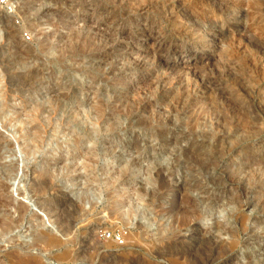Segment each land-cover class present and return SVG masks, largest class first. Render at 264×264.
Here are the masks:
<instances>
[{"label": "rangeland", "instance_id": "1", "mask_svg": "<svg viewBox=\"0 0 264 264\" xmlns=\"http://www.w3.org/2000/svg\"><path fill=\"white\" fill-rule=\"evenodd\" d=\"M11 3L0 6V215L16 223L0 264H168L155 249L174 234L208 264H264V0ZM157 166L218 203L182 225L200 192L177 196L181 179L163 183ZM38 229L58 244L37 242Z\"/></svg>", "mask_w": 264, "mask_h": 264}, {"label": "bare ground", "instance_id": "2", "mask_svg": "<svg viewBox=\"0 0 264 264\" xmlns=\"http://www.w3.org/2000/svg\"><path fill=\"white\" fill-rule=\"evenodd\" d=\"M167 2H168V0H167ZM80 4V3H79ZM29 7H27V9H28ZM29 11V10H28ZM25 12V11H24ZM27 12V11H26ZM27 15V14H26ZM31 21V20H30ZM29 23V22H28ZM32 24V23H31ZM34 26H36V25H34ZM59 26H60V24H59ZM73 25L71 24V27H72ZM37 27V26H36ZM10 28H11V26H10ZM60 28V27H59ZM69 29V28H68ZM13 30V29H12ZM15 30V29H14ZM18 30V29H17ZM16 31V30H15ZM12 32V31H11ZM66 32V31H65ZM7 33H8V31H7ZM15 33V32H14ZM54 33V32H53ZM67 33V32H66ZM66 33H65V35H66ZM68 34V33H67ZM73 34H74V32H73ZM87 34V33H86ZM89 34V33H88ZM9 35V34H8ZM12 35V34H11ZM54 35V34H53ZM63 35H64V33H63ZM69 35H70V33H69ZM72 35V34H71ZM74 35H76V34H74ZM95 35V34H94ZM44 36H45V34H44ZM43 36V37H44ZM48 36V35H47ZM61 36V38L63 37L62 35H60ZM67 36V35H66ZM79 36V35H78ZM83 36H84V34H83ZM86 36V35H85ZM90 36V35H89ZM49 37H51L50 35H49ZM49 37H46L45 38V40L43 41V44H47L48 45V43H50V41H49ZM9 38V37H8ZM64 38V37H63ZM68 38V37H67ZM74 38H75V36H74ZM81 38V37H80ZM83 38H85V37H83ZM88 38V37H87ZM92 38V37H91ZM64 39H66V38H64ZM73 39V38H72ZM79 39V38H78ZM77 39V40H78ZM97 39H98V37H97ZM101 39V38H100ZM50 40H52V38H50ZM61 40V39H60ZM75 40H76V38H75ZM94 40V39H93ZM10 41V40H9ZM8 41V42H9ZM62 41V40H61ZM60 41V42H61ZM11 42H12V40H11ZM70 42H72V41H70ZM77 42V41H76ZM17 43V42H16ZM73 43V42H72ZM40 44V43H39ZM43 44H41L42 46H43ZM56 44V43H55ZM74 44V43H73ZM11 45V44H10ZM53 45V44H52ZM68 45V44H67ZM12 46H14V45H12ZM11 46V47H12ZM18 46H19V44H18ZM49 46V45H48ZM74 46V45H73ZM72 46V47H73ZM80 46V45H79ZM87 46V45H86ZM105 46V45H104ZM117 46V45H116ZM10 47V46H9ZM16 47V46H15ZM24 47V46H23ZM68 47V46H67ZM5 48H7V47H5ZM14 48V47H13ZM12 48V49H13ZM17 48V47H16ZM15 48V49H16ZM28 48V47H27ZM75 48V47H74ZM73 48V49H74ZM77 48V47H76ZM80 48V47H79ZM2 49V48H1ZM9 49H11V48H9ZM46 49V48H45ZM56 49V48H55ZM164 49H165V45L163 44V42H160V43H158V46L156 47V52H158V53H161V52H163L164 51ZM14 50V49H13ZM25 50V49H24ZM11 51V50H10ZM21 51V49L20 48H18V50H16V55L14 54V55H12L13 56V60H12V62H11V65L13 66L14 64H17V63H19L21 60H22V57H21V53L22 52H20ZM85 51V50H84ZM177 51V48L175 47V48H173V52H176ZM1 52V51H0ZM5 52V51H4ZM25 52H27V53H30L31 52V50H27V51H25ZM25 52H23V53H25ZM43 52V51H42ZM60 52V51H59ZM86 52V51H85ZM8 53H9V51H8ZM45 53V52H44ZM65 53V52H64ZM6 54V53H5ZM10 54V53H9ZM18 54V55H17ZM77 54V53H76ZM79 54H80V52H79ZM1 56V55H0ZM76 56V55H75ZM10 57V56H9ZM26 57V56H25ZM79 57V56H78ZM78 57H76V58H78ZM4 58V57H3ZM11 58V57H10ZM62 58V57H61ZM5 59V58H4ZM8 59V58H7ZM31 59H32V57H31ZM30 59V60H31ZM36 59V58H35ZM78 59H80V58H78ZM78 59H75V60H78ZM25 60V59H24ZM29 60V61H30ZM1 61V60H0ZM3 61V60H2ZM33 61V60H32ZM39 61V60H38ZM4 62V61H3ZM77 62V61H76ZM140 62V61H139ZM202 62V61H201ZM24 63V62H23ZM4 64V63H3ZM20 64V63H19ZM6 65V64H5ZM10 65V64H9ZM10 65V66H11ZM24 65V64H23ZM26 65V64H25ZM161 65H163L164 67H166V68H175L176 69V67H174V66H172V65H168V63L166 62V61H161ZM194 66V65H193ZM196 66V65H195ZM1 67V66H0ZM14 67H16L15 65H14ZM4 68V67H3ZM7 68V67H6ZM13 69V68H12ZM158 69V68H157ZM4 72V71H3ZM29 72V74H30V72H32V71H28ZM10 73V72H9ZM14 73V72H13ZM32 73H34V72H32ZM39 74V73H38ZM37 74V75H38ZM31 75H33V74H31ZM35 75V74H34ZM53 75V74H52ZM21 76V77H20ZM33 77V76H32ZM8 78V77H7ZM10 79L12 80V81H15V83H17V81H19V80H22V81H24L25 82V84H26V81L28 82L29 81V76L27 75V74H23V75H18V74H13L12 76H10ZM34 79V78H33ZM30 80H31V78H30ZM206 80H208V79H206ZM208 82V81H207ZM205 83V82H204ZM13 84V83H12ZM39 84V83H38ZM8 85H10L9 83H8ZM35 85V84H34ZM70 101V100H69ZM73 101V100H72ZM185 107V106H184ZM173 112H175L174 110H173ZM215 124V123H214ZM218 126V125H217ZM165 132V131H164ZM174 140V139H173ZM178 141V140H177ZM1 143V142H0ZM5 143V142H4ZM178 159V158H177ZM179 160V159H178ZM208 163V162H207ZM206 163V164H207ZM209 164V163H208ZM207 164V165H208ZM172 165V164H171ZM182 165H185V164H182ZM193 165V164H192ZM254 165H258V168L260 167L261 168V166H262V164L261 163H258V162H252V163H250V165H248V166H246L247 168H250V167H252V166H254ZM161 166V165H160ZM160 166H157V168H156V173H157V176H158V178H160V180L163 182V183H170L171 181H172V179H181V181H182V185H181V187H180V191L177 193V196L179 195L180 196V193L182 192V191H184V192H186V191H188L189 189H192V187H196L197 188V191H199L200 193H199V195H201L200 196V199L198 200V199H194V198H191V197H187L186 198V202L188 203V205L187 206H190V210H188V208H186V210H183V212H182V214H183V218L181 219V221H182V225H187V220L189 219V218H191V217H194V216H199V214L201 213V210H200V207H199V205H200V203L201 202H204V203H218V199L219 198H217V197H215V195L214 194H211L210 195V193L208 192V190H206V189H208V188H205V190L204 189H202L201 187H200V189H199V186H201L202 184H201V182H198V180H197V184H193V186H191V188H190V186L188 185L189 183L187 182V175H186V173L185 172H182L180 175L179 174H177L175 171H174V169L172 170V169H170L169 168V171H167L168 172V176L167 177H165V176H163V171H164V167H160ZM194 166V165H193ZM209 166H210V164H209ZM189 167V166H188ZM206 167H208V166H206ZM205 167V168H206ZM262 169V168H261ZM259 170V169H258ZM185 171V170H184ZM261 172V171H260ZM156 173H155V175H156ZM39 176V175H38ZM253 176V175H252ZM18 176H15V178H17ZM14 178V179H15ZM48 178V177H47ZM46 178V179H47ZM37 178H35V180H36ZM45 179V180H46ZM38 180V179H37ZM40 181V180H39ZM43 181V180H42ZM50 181V180H49ZM192 182H193V180H192ZM42 183V182H41ZM40 183V184H41ZM46 184H45V186H47V182H45ZM191 183V182H190ZM217 183V182H216ZM5 184V183H4ZM50 184V182H48V185ZM167 184H166V187H167ZM43 185H44V183H43ZM3 186V185H2ZM35 186V185H34ZM40 186V185H39ZM44 186V187H45ZM208 186V185H207ZM5 187L7 188V186L5 185ZM5 187H4V189H5ZM48 187V186H47ZM38 188V187H37ZM42 188H43V186H42ZM37 190V189H36ZM39 190V189H38ZM41 190V189H40ZM168 190V189H167ZM182 190V191H181ZM178 191V190H177ZM251 191V190H250ZM41 192H43V191H41ZM168 192V191H167ZM184 192H182V193H184ZM167 194V193H166ZM186 194V193H185ZM187 195H188V193H187ZM183 196V195H182ZM179 197H177L176 199H178ZM182 198V197H181ZM173 200V199H172ZM183 200V199H182ZM11 201V200H10ZM38 202V201H37ZM177 202V201H176ZM184 202H185V200H184ZM42 203V202H41ZM40 202H38L37 203V205L38 206H40V207H42V206H44V204L42 205ZM45 203V202H44ZM0 205H3V206H8L9 205V201H7L6 199H5V197L3 196V195H1L0 196ZM46 205V204H45ZM170 205V204H169ZM185 206V205H184ZM179 207V206H178ZM204 207V206H203ZM22 208V207H21ZM182 208V207H181ZM205 208V207H204ZM178 209V208H177ZM183 209H185V208H183ZM49 210V209H48ZM164 210H165V208H164ZM205 210V209H204ZM19 211H20V208H19ZM22 211H23V208H22ZM22 211L20 212V213H22ZM181 211V210H180ZM203 212V211H202ZM19 213V212H18ZM181 214V213H180ZM231 214V213H230ZM179 215V214H178ZM200 215H203V213H201ZM22 216V215H21ZM21 216H19V217H21ZM176 217V216H175ZM23 218V217H22ZM179 218V217H178ZM198 218V217H197ZM195 219V218H194ZM15 220V219H14ZM16 220H18V219H16ZM176 221V220H175ZM178 221V220H177ZM181 221H180V223H181ZM14 223H16L15 221H11L10 219L9 220H7L6 218H5V215L3 214V215H0V239L1 238H3L4 237V234L5 233H8L9 231H11L12 230V227H13V225H14ZM57 223H58V221H57ZM190 223V222H189ZM19 225V224H18ZM60 226V225H59ZM188 226V225H187ZM68 227V226H67ZM71 227V226H70ZM191 227V226H190ZM190 227H187V229L189 230L190 229ZM61 228V227H60ZM13 229H14V227H13ZM59 229V228H58ZM215 229H216V231H221V229H223L224 230V228H222V226L220 225V223H218L217 221H216V223H215ZM192 232H193V234L195 235V236H198L199 237V239H201V240H199V241H195L196 243H194L193 244V246H197L198 245V243L199 242H205V240L206 239H204L200 234H201V232L203 231L202 229H201V227H191V229H190ZM40 230L38 229V232H39ZM49 230H44V229H41V231H40V233L39 234H37V235H35V237L37 236V238H36V240H37V242L38 241H42L44 244H46V246H55L56 244H58V240L59 239H57L56 238V236H55V234H53L51 231L50 232H48ZM226 231H228V232H233V230L232 229H227ZM37 232V231H36ZM6 235V234H5ZM185 238V237H184ZM184 238H182L180 235H173V236H167L166 237V239L165 240H163V242H161V244H159V245H156V249H155V254L156 255H161L162 256V258H165V260H166V262L168 263V264H180V263H185V264H208V262H210L209 260L207 261V260H203V259H201V261L200 260H197V258H196V256H197V253H196V251H195V253H196V256L194 255V256H192V252H191V254H190V251H192L193 249H194V247H192V244L191 245H188V244H186V240L184 239ZM194 240V239H193ZM197 240V239H196ZM204 240V241H203ZM207 240L208 241H210V247H212V249L215 251V250H217L218 248H220L221 247V244L220 243H218V241H216V240H214V237H212V236H210L209 238H207ZM10 241V240H9ZM206 243H207V241H206ZM35 244H37V243H35ZM202 244V243H201ZM200 244V245H201ZM233 244H234V242L232 241V243L230 244V246L232 245L233 246ZM229 245V244H228ZM34 246V245H33ZM198 247V246H197ZM209 247V248H210ZM199 248V247H198ZM198 248H196L195 247V249H198ZM171 250H175V251H177L176 252V256H180V258H177V259H175L174 258V260L172 259L174 256H172V254H175V251L172 253H169L168 251H171ZM201 251V249L199 248L198 249V251ZM211 250V249H210ZM165 251H167V252H165ZM154 252V251H153ZM212 252V251H211ZM214 254V253H213ZM178 256V257H179ZM209 257H211V255H209ZM198 258H199V256H198ZM212 258V257H211ZM186 260V261H182V262H180V260ZM203 260V261H202ZM24 260H19V263L20 264H24ZM182 263V264H183ZM32 264H45V263H43L42 262V260H40L39 258H34L33 260H32ZM251 264H253V262H251Z\"/></svg>", "mask_w": 264, "mask_h": 264}, {"label": "built area", "instance_id": "3", "mask_svg": "<svg viewBox=\"0 0 264 264\" xmlns=\"http://www.w3.org/2000/svg\"><path fill=\"white\" fill-rule=\"evenodd\" d=\"M0 6L4 7L7 12L10 14L12 12L11 6V0H0Z\"/></svg>", "mask_w": 264, "mask_h": 264}]
</instances>
